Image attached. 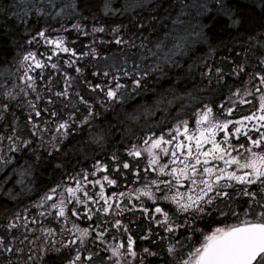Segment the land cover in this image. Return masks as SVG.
Returning <instances> with one entry per match:
<instances>
[{
	"label": "snow or ice",
	"instance_id": "obj_1",
	"mask_svg": "<svg viewBox=\"0 0 264 264\" xmlns=\"http://www.w3.org/2000/svg\"><path fill=\"white\" fill-rule=\"evenodd\" d=\"M165 2L169 0H148L152 10L147 17L141 15L146 8L145 0H123L118 7L114 6L117 0H84L83 4L81 0H47L46 5L41 0L39 6L29 5L22 11L21 5H9L4 14H11L20 23L27 24L28 17L33 14L38 17L37 22L45 19L46 26L35 31L27 44H35L38 49L42 42L48 46V51L38 54L37 50H32L23 54L17 68V72L23 70L20 76L23 86L14 84L13 88L0 93L3 96L0 100V121L5 120L6 114L14 107L23 109L26 106L28 112L24 127L29 131V135L23 134L19 117L13 113L14 118L7 125V131L0 133V164H9L12 159L9 154L17 151L32 149L35 153L34 144L44 147L47 143L51 148L49 155L63 152L67 157L76 146L64 151L67 147L64 141L74 132L87 131L91 143L104 144L116 129L109 127L105 130L94 126L98 115L96 104L105 109L119 106L126 96L145 88L147 79L153 73L164 74V66L176 64L174 57L187 46L188 36L180 32V26L184 24L182 17L188 15L185 10L190 7L207 10V0L176 5L180 10L175 18L167 16L171 20L169 30L153 47H148L146 41L157 31L155 23L163 26L158 10L164 8ZM217 3L222 9L226 8L222 0H217ZM260 7L264 11V0H261ZM84 10L91 13L93 21H96L97 14L105 18L134 17L135 23L130 20V24L140 34L137 38L142 37L141 42L136 45L131 40H125L121 34L124 26L116 25L110 29L112 43L120 46L115 53L101 55L95 39L86 46L87 51L70 47L76 42L63 34L70 30L93 37L109 31L101 23L100 26L93 24L89 32V18L83 15ZM224 14L229 17L230 26L239 32L244 24L243 18L231 10H225ZM74 19L76 22L71 23L70 29L62 23ZM47 20L60 26L52 28L47 25ZM145 30H149V36H144ZM170 37L174 41L171 47L167 44ZM104 43L107 42L100 41L101 45ZM245 43L244 52L237 53L244 57V62L232 68L236 76L248 75L243 88L229 89L230 95L221 97L218 105L214 99L208 103L198 100L199 94L211 92L213 85L218 87L225 77L222 67L205 59L200 69L202 87L195 93L187 90L180 94L171 93L170 100L161 98L160 104L166 107L174 104L182 106L175 118L167 124L160 123L141 130L139 136L125 129L128 135L123 139L129 142L127 146L122 145L123 152L119 149L112 151L107 162L96 160L91 171L81 168L78 172L62 173L67 178L49 188L33 204L37 209H44L38 212L39 217L51 216L57 221L62 220L64 225L71 222V228H60L61 233L66 231L69 236L61 246H76V254L67 264H96L97 260L100 264H137V261L138 264H152L153 259L159 264H264V26L248 34ZM132 48L138 51L129 56L125 49ZM209 49L210 55L214 54L211 45ZM256 49L261 52L257 57L259 70L247 73L248 54H254ZM61 53L68 54L63 63L76 76L63 71L60 63L52 62L53 57H59ZM86 58L97 62L92 65L96 70L91 72V76L99 80L93 83L83 79L88 91L95 94L90 98H85L76 90L77 81L88 67ZM101 60H112V63L101 69ZM81 62H84L83 67ZM142 64L150 66L142 68ZM48 68L62 74L59 90H55L58 85L52 76L47 78L43 91L38 87L37 78L44 80V70ZM37 70H40L39 73ZM191 71L189 66V73ZM21 95L25 98L24 102L14 104ZM247 97L258 99V105ZM41 102H45L44 107H40ZM243 105L250 106L247 114L235 118L234 114ZM80 106L84 107L86 115H80ZM189 108L192 109L190 115ZM64 111H67L66 118L61 115ZM128 120H137L135 110L128 114ZM190 120H194V126H190ZM50 125H54V129ZM46 134L49 137L47 142L44 140ZM5 140L8 141L6 146ZM40 158L36 156L37 161ZM56 168L63 169L64 165L57 164ZM121 179L125 184L119 183ZM137 183L140 187H127ZM113 186L127 190L109 194L106 188ZM97 187L98 191H95ZM145 198L151 202V207L145 206ZM237 200H242L245 205L242 212L233 208ZM28 211L24 209V215L16 214L4 226L5 234H0V264H21V261L22 264H33L36 252L33 247L26 250L24 245L26 241L35 245V240L29 239L26 233L36 231L31 225L37 223V217L29 218ZM135 211L141 213L148 225L145 234L137 237L131 230L136 221L130 219L125 223L123 220L125 212ZM228 219L235 222L224 223ZM77 220L91 223L81 227ZM213 223L220 226L212 227ZM19 228L25 229L22 239L12 234ZM209 228L211 230L207 231ZM40 230L45 239L56 233L52 227H41ZM181 231L183 235H178ZM137 239L148 242L151 247L137 251ZM89 241L94 246L91 250L88 248ZM39 251L43 253L39 257L43 260L49 253L59 252L60 249L53 241L52 247L45 244ZM101 251L110 255L101 257ZM85 252L87 255H84Z\"/></svg>",
	"mask_w": 264,
	"mask_h": 264
},
{
	"label": "trees",
	"instance_id": "obj_2",
	"mask_svg": "<svg viewBox=\"0 0 264 264\" xmlns=\"http://www.w3.org/2000/svg\"><path fill=\"white\" fill-rule=\"evenodd\" d=\"M83 2L84 0H81V4H83ZM196 2L197 0H169V2H165L164 8L158 10L159 15L163 19V26L159 22L155 23L157 31L149 37V41H146L148 47H153L156 41L162 39L164 33L171 27V20L167 19V16L170 15L172 19L175 18L180 10L176 5L180 3L192 4ZM200 2H203V0H200ZM222 2L226 6L225 9L221 8L220 4L217 3V0H207L206 11L191 7L185 10L188 15L182 17L184 19V24L180 26V32L188 36L187 46L182 50L181 54L174 57L176 64L164 66V74L159 72L153 73L147 79V86L145 88L132 96H126L124 103L119 106L108 107L105 109V107L101 106L99 103L96 104L95 110L98 115L94 121V126L104 128L105 130H108L109 127L116 129L104 144L96 145L91 143L87 131L74 132L68 140L64 141L67 146L64 151L71 149L73 145L76 146L75 150L67 157L64 156L63 152H53L49 155L51 148L47 143H45L44 147H37V145L34 144L33 148L36 149L35 153L32 149H28L27 151L21 150L9 154L12 156L11 162L7 165L0 164V234H5L4 226H6L16 214H21L24 212V209H29L33 203L40 200L49 188L53 187L61 179H66L67 177L62 175V173H72L73 171L78 172L81 168L89 169L91 171V167L96 160L107 162L112 151L119 149L123 152V146H127L129 142L128 140L123 139V137L128 135V133L124 131L125 129L134 132L135 136H139L141 135V130H147L160 123L167 124L175 118L177 111L180 110L182 106L180 104H174L166 107L160 104L161 98L163 97L170 100L172 99L171 93L180 94L184 93L185 90L195 93L199 87H202L203 84L200 79V69H202L203 61L205 59H207L209 63H215L217 66L222 67L225 72V77L218 87L213 85V90L211 92L199 94L198 100L208 103L210 100L214 99L218 105L221 97L230 95L229 89L235 91L236 88H241L242 85H245V82L249 78L248 75L241 74L236 76L232 73V68L235 67V64L244 62V57L242 55H237V53H243L245 47H247V44L245 43L247 35L253 34L254 31H259L260 28L264 26V19H262V17H264V11H262L260 7L261 0H222ZM43 3L46 5L47 0H43ZM121 3H123V0H117V3L114 6L118 7ZM145 3L146 8L141 15L147 17L152 9L148 6V0H145ZM40 4L41 0H0V93H3L6 89L13 88L14 84L23 86L24 82L20 79L23 70L17 72L19 60L23 54L32 50H37L38 54L39 52L48 51V46H42L37 49L35 44H27V40L35 34V31L46 26L45 19H39V22H37L38 17L33 14L28 17V23L24 24L20 23L19 20L11 14L5 15L4 10L7 9L9 5H21L22 8L20 10L22 11L26 10L29 5L39 6ZM165 9L167 12H165ZM14 10L16 9L14 8ZM225 10H231L233 14L243 18L244 24L240 26L239 32L230 26L231 21L229 17L224 14ZM93 11H95V9H93ZM83 15L89 18L87 21L89 32H91L93 24L100 26L101 23L106 29H109V31H106L104 34H96V36L93 37L91 35L85 36L78 34L74 30H70L69 32L63 33L69 40L76 42L75 45H69L70 47L75 46L78 49L87 51L86 46L91 44L93 39H95L96 46L100 49L101 55L115 53L119 50L120 46L112 43L113 35L110 32V29L116 25L124 26L121 34L125 40H131V42H134L136 45H139L141 42L142 37L137 38L140 34L137 33L135 27L130 24V20L133 24L135 23V18L130 15L105 18L104 16L97 14L96 21L91 19V13L87 10L83 11ZM75 22V19L71 21H62V23L65 24V27L69 29L71 23ZM47 25L52 28H58L60 26L55 21L51 20H47ZM144 36H149V30H145ZM101 40L106 41L107 43L101 45ZM173 42V39L170 37L167 41L168 46L171 47ZM209 45L214 49V54L212 55H210ZM137 51L136 48L125 49V52L129 56ZM259 55H261L259 49L254 50V54H248L247 73L259 70L257 64V57ZM224 57H227L228 59L224 60ZM67 59L68 54L61 53L59 57H53L52 62L60 63L63 71H67L70 75L76 76L77 74L63 63V61ZM94 63L97 62L94 60H87L88 67L77 81L78 87L76 90L80 91L85 98L95 97V94L88 91L82 82L83 79L87 78L93 83L99 82L98 79H94L91 76V72L96 70L92 67ZM111 63L112 60L106 62L102 60L99 61L101 69H103L106 64ZM198 65L199 68L197 67ZM81 66H84V62H81ZM146 66H150V64L141 65L142 68ZM189 66L192 67L191 73H189ZM39 71L40 70H38L37 73H39ZM49 76H52L54 82L58 85L55 90H59L62 74L57 73L50 68L44 70V80H40L39 77L37 78V85L40 90L43 91ZM32 98H35L34 94L32 95ZM2 99L3 96H0V100ZM96 99L98 100L99 98L96 97ZM24 100L25 98L21 95L18 100L13 103H23ZM73 103H75V97H73ZM185 103H187V101H185ZM44 106L45 102H41L40 107ZM57 110L59 111V108ZM133 110H135L137 120L129 121L128 114L132 113ZM187 111L190 115L192 109L189 108ZM27 112L28 109L26 106L23 109L14 107L6 114V119L0 121V133H5L7 131V125L13 120L14 113L16 117H19L18 123L23 134L25 136L29 135L28 128L24 127ZM86 114L84 107L80 106V115L82 116ZM61 115L62 118H66L67 111L62 112ZM37 120H39V118H37ZM191 121L192 120H190V122ZM49 127L54 129V125H50ZM48 138V134H46L44 137L45 142L48 141ZM132 139L134 141L135 137ZM37 143H39V141H37ZM7 144L8 141L5 140L4 145L6 146ZM5 151H7L6 147ZM37 155L41 157L39 161L36 160ZM57 164H63L64 168L57 169ZM89 179H92V177H89ZM119 183L123 185L125 184V181L121 179ZM127 187H140V184H128ZM126 190L127 188L125 187L117 188L113 186L111 188H106V191L109 194L112 191ZM95 191H98V187ZM125 203H127V200ZM145 206L151 207V203L145 200ZM244 207L245 205L242 200H237L233 204V208H236L241 212ZM31 214L33 215L32 211ZM34 216L36 215L34 214ZM109 219H111V217H109ZM130 219L136 221L135 224L131 225L134 237L144 235V230L148 225L141 213L139 211L131 213L125 212L123 216L124 222L128 223ZM234 222L233 219L224 221V223ZM77 223L82 227H87L91 222L87 220H77ZM215 226L220 225L213 223L212 227ZM31 227L36 229L34 233L32 232V234H36L34 238H32L35 240V245L29 246L33 247L34 252H36V258L33 264H67V262L75 256L76 246L70 248H64L61 246L62 243L67 242L69 236L66 231L61 233L60 228H71V222L64 225L62 220L57 221L51 216H47L42 217L38 222V225H31ZM41 227L55 228L56 233L53 234L52 237L45 239V235L40 230ZM200 227H204V225H200ZM206 230L210 231L211 229L209 228ZM22 233H25L22 228L12 232L13 235L18 236L21 239L23 238L21 235ZM161 234L163 235L164 233ZM27 235L29 236V234ZM178 235H183V232L181 231ZM7 238L8 237L6 236V239ZM153 238L155 239V237ZM53 241H55V247L60 249V251L49 253L43 260H41L39 257L43 255V253L39 251L40 247L45 244L48 247H52ZM93 247L94 246L91 242L88 243L89 250L93 249ZM143 247H151V245L146 241H140L137 239V251ZM84 255H87V252H85ZM107 255H110V253H104L101 251V257ZM152 264H159V262L153 259Z\"/></svg>",
	"mask_w": 264,
	"mask_h": 264
},
{
	"label": "rangeland",
	"instance_id": "obj_3",
	"mask_svg": "<svg viewBox=\"0 0 264 264\" xmlns=\"http://www.w3.org/2000/svg\"><path fill=\"white\" fill-rule=\"evenodd\" d=\"M42 46H45V45H43V43L41 42V45H40L39 47H42ZM19 61H20V60H19ZM37 71H38V70H37ZM244 86H245V85H242L241 88H243ZM249 87H251V86L249 85ZM227 96H229V95H226V97H227ZM247 99L252 100L254 105H258V99H253L252 97H247ZM249 108H250L249 105H243V106H240L239 109H238V111L234 114V117H235V118H239V115L247 114ZM190 126H194V120H192V121L190 122ZM142 162H143V161H142ZM98 175H99V174H98ZM100 175H101V174H100ZM152 175H155V174H152ZM145 200H147V199L145 198ZM148 202H150V201H148ZM150 203H151V202H150ZM33 204H34V203H33ZM33 204H32V206L28 209L29 211H28L27 215L29 216V218H31V217H33L34 214H35L36 217H37V223H36V224L38 225V222L41 220L42 217H39L37 214H38V212L43 211V209H37V208L33 207ZM162 206H163V205H162ZM31 211H32L33 215L31 214ZM24 214H25L24 212L21 213V215H24ZM36 224H32V225H36ZM81 227H82V226H81ZM215 227H216V226H215ZM22 229L25 231L24 228H22ZM16 230H18V229L13 230V232H15ZM27 234H29V239L34 238V236L36 235V234H32V232H28ZM121 239H122V237H121ZM89 243H90V241H89ZM29 246H30V245H29L28 242L26 241V242H25V245H24L25 249L27 250V248H28ZM96 264H100L99 260L96 261Z\"/></svg>",
	"mask_w": 264,
	"mask_h": 264
}]
</instances>
